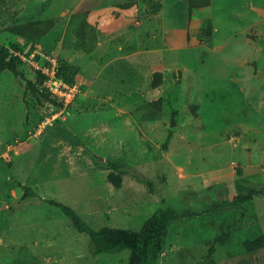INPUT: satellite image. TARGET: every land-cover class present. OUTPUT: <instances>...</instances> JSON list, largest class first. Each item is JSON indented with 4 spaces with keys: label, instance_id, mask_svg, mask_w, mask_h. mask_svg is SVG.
Here are the masks:
<instances>
[{
    "label": "rangeland",
    "instance_id": "rangeland-1",
    "mask_svg": "<svg viewBox=\"0 0 264 264\" xmlns=\"http://www.w3.org/2000/svg\"><path fill=\"white\" fill-rule=\"evenodd\" d=\"M156 1L161 7L154 10ZM129 2L137 6L100 33L98 49L63 47L71 14L90 10L97 18ZM258 6L264 0H212L190 19L187 0H0V47L17 41L9 27L55 18L46 36L21 47L26 55L38 50L70 64L81 82L73 108L35 136L58 111L27 90L37 69L24 64L26 78L0 74V264L128 260L129 250L93 256L89 235L47 199L69 204L94 229L138 230L159 207H191L198 214L170 224L158 264H211L207 243L228 232L233 238L217 246L215 264H264V249L249 254L243 246L264 235V195L205 211L209 203L264 186ZM246 58L251 64L244 65ZM159 65L164 83L155 88ZM160 98L161 109L151 105ZM117 159L121 176L109 164ZM23 184L37 195L23 199Z\"/></svg>",
    "mask_w": 264,
    "mask_h": 264
},
{
    "label": "trees",
    "instance_id": "trees-1",
    "mask_svg": "<svg viewBox=\"0 0 264 264\" xmlns=\"http://www.w3.org/2000/svg\"><path fill=\"white\" fill-rule=\"evenodd\" d=\"M152 1V0H151ZM189 9V18L193 16V12L197 9L207 8L212 5V0H187ZM137 6V2L117 3L116 9L107 11L103 15L95 18L94 13L90 10L78 11L71 14L66 30L64 33L62 45L64 48H77L83 52H93L98 46L100 33L106 32L108 28L121 23L122 13ZM154 10L161 7L159 1L152 4ZM56 26L55 18H46L26 23L13 25L8 28L14 33L17 41L10 43L9 46L0 47V74L4 71H11L16 77L26 78L24 70L25 62L16 54V52H24L21 47L22 43L35 42L46 36ZM208 29H204L203 31ZM205 31V32H206ZM78 74V69L72 68L66 62L60 63L58 76L64 78L68 82H73ZM37 80L27 79V90L37 97L38 101L45 104L47 101L54 105L58 102L51 97L50 93L44 87L46 77L39 71H36ZM164 83L163 67L159 65L153 70V87H160ZM164 98L153 101L151 105L162 108ZM73 105L69 107V110ZM196 108V107H194ZM170 133L164 147L167 149L171 141ZM113 170L118 171L120 176L125 174L122 170L121 160H113L110 163ZM236 175H242L241 168L235 169ZM113 182L120 186L121 180L115 174ZM152 188L151 181H146ZM24 193L22 198L37 195L36 191L27 185H22ZM152 190V189H150ZM264 195V186L252 187L247 193L236 194L232 199H224L221 202L209 203L205 207V211L224 210L226 208H237L243 204L252 201L255 197ZM52 206L58 207L72 222L73 226L82 233L89 235L91 239V253L98 256L105 253H119L129 250L128 260L124 264H158L160 257L165 249L168 229L171 223L183 220L187 217L198 214L191 207H187L181 211L170 206L159 207L144 222L140 229H130L124 227H113L105 225L99 229H94L78 211L64 202L56 199H47ZM233 238L232 232L225 233L211 239L207 245V259L211 264H215L212 256L217 250V246L229 243ZM244 249L249 254H256L264 249V235L259 236L255 240H246L243 244Z\"/></svg>",
    "mask_w": 264,
    "mask_h": 264
},
{
    "label": "built area",
    "instance_id": "built-area-1",
    "mask_svg": "<svg viewBox=\"0 0 264 264\" xmlns=\"http://www.w3.org/2000/svg\"><path fill=\"white\" fill-rule=\"evenodd\" d=\"M16 54L23 59L25 64L33 66L46 77L44 87L50 93L51 97L58 102L56 105L49 101L45 103L47 107H57L58 111H56L51 118L42 122L39 130L34 133L35 136H37L47 127V124H51L52 120L63 117L69 107L74 105L75 100L81 93V82L79 80L68 82L64 78H60L58 76V70L61 62L54 57L45 55L43 52L36 50L29 55H26L24 52H16ZM39 55L44 59L43 63L37 59Z\"/></svg>",
    "mask_w": 264,
    "mask_h": 264
},
{
    "label": "crops",
    "instance_id": "crops-1",
    "mask_svg": "<svg viewBox=\"0 0 264 264\" xmlns=\"http://www.w3.org/2000/svg\"><path fill=\"white\" fill-rule=\"evenodd\" d=\"M257 10H258V12H259V15L260 14H264V8H261L260 6H258V8H257ZM260 18H261V16H260ZM192 21H193V19H192ZM261 25V22H260V24L259 25H251L250 27H248V28H251V27H253V28H255V27H258V26H260ZM261 27V26H260ZM259 27V28H260ZM258 28V30H259V32H260V37H262V31L264 30L263 28H261V31H260V29ZM247 30V29H246ZM246 30H245V32H246ZM248 33V32H247ZM258 38V37H257ZM101 39V38H100ZM249 39V38H248ZM250 40V39H249ZM101 43V41L99 40V42H98V45ZM98 47V46H97ZM96 49H98V48H96ZM250 60L251 59H248V58H246L245 59V62H244V65L245 64H249L250 63ZM251 64V63H250ZM79 80V79H78Z\"/></svg>",
    "mask_w": 264,
    "mask_h": 264
}]
</instances>
